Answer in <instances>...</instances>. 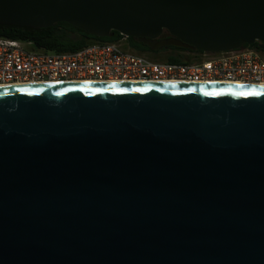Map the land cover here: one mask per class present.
I'll return each mask as SVG.
<instances>
[{"label":"water","instance_id":"95a60500","mask_svg":"<svg viewBox=\"0 0 264 264\" xmlns=\"http://www.w3.org/2000/svg\"><path fill=\"white\" fill-rule=\"evenodd\" d=\"M58 23L264 51V0H0V25ZM0 264H264V88L0 90Z\"/></svg>","mask_w":264,"mask_h":264},{"label":"built area","instance_id":"2783aa9c","mask_svg":"<svg viewBox=\"0 0 264 264\" xmlns=\"http://www.w3.org/2000/svg\"><path fill=\"white\" fill-rule=\"evenodd\" d=\"M120 36L69 52L38 50L30 42L0 37V86L73 80L264 83V51L255 47L182 54L181 62L168 63L131 50L128 38Z\"/></svg>","mask_w":264,"mask_h":264},{"label":"trees","instance_id":"16d2710c","mask_svg":"<svg viewBox=\"0 0 264 264\" xmlns=\"http://www.w3.org/2000/svg\"><path fill=\"white\" fill-rule=\"evenodd\" d=\"M0 37L30 42L33 48L38 50L69 52L78 50L92 42H115L119 40L121 36L117 32H114L109 38H98L88 35L67 23H58L53 27L44 29L0 25ZM165 37H169V35L165 33ZM128 47L139 54L168 63L181 62L180 58H182V54L197 55L202 53L175 47H165L154 51L146 45L136 42L132 38H128ZM251 47L258 49L257 44L251 45ZM162 54H165V57L161 58Z\"/></svg>","mask_w":264,"mask_h":264},{"label":"bare ground","instance_id":"6f19581e","mask_svg":"<svg viewBox=\"0 0 264 264\" xmlns=\"http://www.w3.org/2000/svg\"><path fill=\"white\" fill-rule=\"evenodd\" d=\"M114 84H138V85H182V86H227V87H261L264 88V83H251V82H226V81H210L193 83L187 81H166V82H152L144 80H108V81H66V82H27L12 84L8 86H0V90L6 89H21V88H41V87H76V86H100V85H114Z\"/></svg>","mask_w":264,"mask_h":264},{"label":"rangeland","instance_id":"374dc122","mask_svg":"<svg viewBox=\"0 0 264 264\" xmlns=\"http://www.w3.org/2000/svg\"><path fill=\"white\" fill-rule=\"evenodd\" d=\"M185 55H186V54H185ZM186 56H187V55H186ZM163 57H165V54H162V55H161V58H163Z\"/></svg>","mask_w":264,"mask_h":264}]
</instances>
